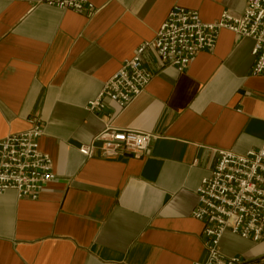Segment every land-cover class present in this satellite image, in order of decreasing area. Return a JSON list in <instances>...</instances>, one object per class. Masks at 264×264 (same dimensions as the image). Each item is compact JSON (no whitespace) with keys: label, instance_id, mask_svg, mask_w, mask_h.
Returning a JSON list of instances; mask_svg holds the SVG:
<instances>
[{"label":"crops","instance_id":"0c3cea01","mask_svg":"<svg viewBox=\"0 0 264 264\" xmlns=\"http://www.w3.org/2000/svg\"><path fill=\"white\" fill-rule=\"evenodd\" d=\"M95 11H62L40 0H0V140L41 121L39 149L55 180L38 200L0 196V264H195L203 261L198 191L223 150L264 148V77L252 75L253 40L222 30L212 53L184 73L143 63L147 91L126 108L108 99L85 111L105 82L152 42L174 6L214 23L248 0H91ZM159 139L140 156L89 160L79 148L105 126ZM98 148V146H97ZM220 249L264 264V239L226 232Z\"/></svg>","mask_w":264,"mask_h":264},{"label":"built area","instance_id":"2783aa9c","mask_svg":"<svg viewBox=\"0 0 264 264\" xmlns=\"http://www.w3.org/2000/svg\"><path fill=\"white\" fill-rule=\"evenodd\" d=\"M40 3L82 15L95 11L91 0H40ZM169 13L155 39L140 47L104 83L97 98L87 103V113H103L107 108L105 99L126 109L147 91L153 79L143 63L147 50L156 51L163 67L184 73L199 53L214 52L222 30L253 40L252 75L264 77V0H248L242 15L225 11L214 23H203L198 12L180 6H174ZM31 124L28 131L0 140V196L12 191L19 199L38 200L46 187L56 181L51 157L39 149L44 132L41 121L32 120ZM158 139L150 133L106 125L78 150L87 160L98 151L103 159H119L143 155ZM218 156L209 178L197 189V207L192 216L205 224L206 257L195 264H247L242 257L225 256L220 244L226 232L254 243L264 239V148L238 155L223 150Z\"/></svg>","mask_w":264,"mask_h":264}]
</instances>
